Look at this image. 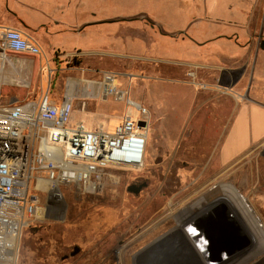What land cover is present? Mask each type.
Instances as JSON below:
<instances>
[{"label": "rangeland", "instance_id": "obj_1", "mask_svg": "<svg viewBox=\"0 0 264 264\" xmlns=\"http://www.w3.org/2000/svg\"><path fill=\"white\" fill-rule=\"evenodd\" d=\"M34 3L48 13L62 1ZM66 3L68 21L84 20L90 9L96 24L85 38L71 33L53 35L59 49L47 47L48 53L52 51L47 57L51 60L55 53L88 49L132 53L128 58L102 60L81 55L77 57L80 63L72 62L78 71H64V75L98 78L101 71L114 75L116 89L146 110L144 160L140 167L107 170L96 194H79L63 187L60 220L29 222L26 217L29 226L21 231L16 264H264V145L228 166L218 165L215 145L234 106L212 89L216 86L199 84V88H211L210 102L195 108L200 96L193 100L191 88L197 89L194 84L198 80L179 73L188 83L176 84L165 62L184 53L176 47V42L183 40L171 38L178 29L199 43L213 30H233L242 39L257 21L264 34V0ZM205 4L211 14H206ZM4 6L5 1L0 0V17ZM221 57L220 52L210 55L215 64L221 63ZM37 60L26 70L30 86L12 87L22 98L38 99L47 90L48 71L44 66L40 74ZM54 60L50 62L56 71L49 97L58 105L65 77L60 70L67 64L63 59ZM39 63L44 65V60ZM255 85L250 72L246 89ZM81 105V100L74 104L73 121H83L90 129L102 126L110 134L129 109L125 102L111 97L86 100L85 111ZM142 182L147 185L138 195L126 190ZM218 222L221 231H213L209 224ZM74 247L79 252L70 256Z\"/></svg>", "mask_w": 264, "mask_h": 264}, {"label": "built area", "instance_id": "obj_2", "mask_svg": "<svg viewBox=\"0 0 264 264\" xmlns=\"http://www.w3.org/2000/svg\"><path fill=\"white\" fill-rule=\"evenodd\" d=\"M76 58L77 54L55 53L49 60L28 35L0 25V264H16L21 231L29 222L62 219L63 187L79 194H96L107 170L131 163L146 146V110L116 89L110 72H100L98 78L64 75V71H78L72 64ZM34 59L44 60V65L38 66L40 74L44 66L48 71L46 92L38 99L4 98V85L30 86L23 72L32 69L35 61L29 67L20 61ZM54 59L67 64L60 70L65 77L58 105L49 97L56 71L50 62ZM91 82L102 85L95 88ZM110 97L129 108L112 134L102 126L90 129L83 121H73L77 101L81 100V111H85L86 100ZM140 121L145 122L144 127L138 126Z\"/></svg>", "mask_w": 264, "mask_h": 264}, {"label": "crops", "instance_id": "obj_3", "mask_svg": "<svg viewBox=\"0 0 264 264\" xmlns=\"http://www.w3.org/2000/svg\"><path fill=\"white\" fill-rule=\"evenodd\" d=\"M4 1L5 6L1 12L0 25L25 33L39 44L47 56L52 54V51H49L51 54L48 53L47 47L59 49L57 42L52 40L53 35L71 33L80 38H85L96 24L93 19L95 14L90 9L89 11L87 10L84 20L78 21L75 18L68 21L67 8L69 5L66 3L68 0H59L62 3L56 4L48 13L42 10L40 5L34 3L35 0H25L29 2L28 4H20L16 0H12L13 3L11 0ZM194 1L210 2L217 0ZM9 4L11 5L8 7ZM205 5L206 14H211L207 4ZM253 25V28L246 30V35L242 36V39L233 30L225 32L213 30V34L207 37L205 35L206 38L200 43L192 41L190 34L186 35L182 29L175 31V35L171 33L172 37L168 35L174 40H176L177 36L176 41L183 40L176 42V47L184 51L181 57L165 61L169 64L171 80L176 82V84L188 83V80L184 76H180L179 73H185V77H190L193 81L198 80L194 84L197 89L191 88L193 100L200 96L198 105L195 108L200 109L210 102L208 94L211 88H199V84L216 86L217 88L212 89L217 91L222 97H226L229 106H234L230 118L225 123V129L215 145L217 151L216 162L221 166H228L245 154L264 145V49L261 48L264 34L263 31L260 32L257 26L258 21ZM185 38H190V40L185 41ZM241 40L244 42H241ZM214 52L222 54L221 59H218L221 61L220 64H215L210 58V55ZM71 54H77V57L81 55L100 57L99 60H102L101 58H128L132 53L129 50L122 53L113 50L88 49L84 51L77 50ZM144 55L147 56V54ZM158 59L163 61L162 58H156V61ZM31 61L36 63V59L22 60L20 63L29 67L31 66ZM250 72L253 73V81L256 85L246 89V82ZM23 75L26 77L27 73L24 71ZM12 87L16 86L7 84L2 87L3 97L8 100L13 98L22 99ZM231 90H234L235 93ZM159 96L160 92H157L156 100Z\"/></svg>", "mask_w": 264, "mask_h": 264}, {"label": "water", "instance_id": "obj_4", "mask_svg": "<svg viewBox=\"0 0 264 264\" xmlns=\"http://www.w3.org/2000/svg\"><path fill=\"white\" fill-rule=\"evenodd\" d=\"M261 48L264 49V40L262 41ZM138 126L139 127H144L145 126V122H143V121L138 122ZM146 185L147 184L145 182H142V183H140L138 185L137 184H131V185H129L126 188V190L129 193H132L134 195H138L141 192V190L146 187ZM209 225H210L209 227L213 231H216V232H218V231L220 232L221 229H222V227H223L221 222H218V223H210ZM78 252H79V248L78 247H74L73 250H72V252L70 253V256H75ZM67 257L68 256H65L64 259H66Z\"/></svg>", "mask_w": 264, "mask_h": 264}, {"label": "bare ground", "instance_id": "obj_5", "mask_svg": "<svg viewBox=\"0 0 264 264\" xmlns=\"http://www.w3.org/2000/svg\"><path fill=\"white\" fill-rule=\"evenodd\" d=\"M92 85L90 86H93L95 88H99L102 84H99L97 82H91ZM114 83L112 84H108L107 86L111 87L113 86ZM136 105V104H135ZM144 151H145V146H144V150L142 152V154L140 156H134L135 160L132 161L131 163L129 164H125L124 167H132V168H136V167H140L143 165V160H144ZM160 211V210H159ZM153 226V225H152ZM136 227V226H135ZM155 232V231H154ZM153 234V233H152ZM154 236V235H153Z\"/></svg>", "mask_w": 264, "mask_h": 264}, {"label": "trees", "instance_id": "obj_6", "mask_svg": "<svg viewBox=\"0 0 264 264\" xmlns=\"http://www.w3.org/2000/svg\"><path fill=\"white\" fill-rule=\"evenodd\" d=\"M74 61H75V64H78L81 62L78 58H76Z\"/></svg>", "mask_w": 264, "mask_h": 264}]
</instances>
